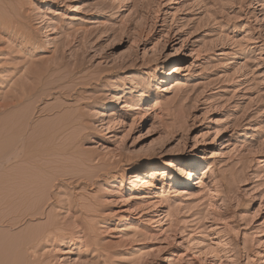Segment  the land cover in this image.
Instances as JSON below:
<instances>
[{"label":"rangeland","instance_id":"1","mask_svg":"<svg viewBox=\"0 0 264 264\" xmlns=\"http://www.w3.org/2000/svg\"><path fill=\"white\" fill-rule=\"evenodd\" d=\"M0 264H264V0H0Z\"/></svg>","mask_w":264,"mask_h":264},{"label":"bare ground","instance_id":"2","mask_svg":"<svg viewBox=\"0 0 264 264\" xmlns=\"http://www.w3.org/2000/svg\"><path fill=\"white\" fill-rule=\"evenodd\" d=\"M217 138H219V135L217 136ZM178 176H179V180H180V185H182V181L185 180H189L190 177L192 176V171L187 168V169H179V172H178Z\"/></svg>","mask_w":264,"mask_h":264}]
</instances>
